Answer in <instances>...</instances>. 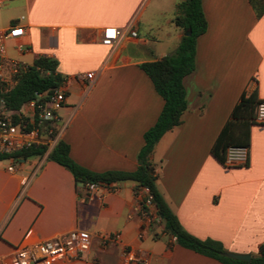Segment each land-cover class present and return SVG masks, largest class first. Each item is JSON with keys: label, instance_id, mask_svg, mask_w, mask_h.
Listing matches in <instances>:
<instances>
[{"label": "crops", "instance_id": "obj_1", "mask_svg": "<svg viewBox=\"0 0 264 264\" xmlns=\"http://www.w3.org/2000/svg\"><path fill=\"white\" fill-rule=\"evenodd\" d=\"M179 1L0 0V30L23 27L5 40L6 56L26 64L50 56L68 78L58 139L80 165L136 167L143 133L163 105L139 63L177 47L185 32L173 21ZM201 5L207 25L196 39L195 67L183 77L187 107L150 157L157 187L186 230L252 255L264 243V123L250 126L246 164L225 166L210 149L243 92L256 89L264 100V10L258 15L250 0ZM106 26L121 29L111 44L101 42ZM87 71L94 72L91 81ZM48 151L0 159V260L19 244L77 229L91 235L88 252L57 264H121L123 246L146 254L149 264H228L178 244L161 220L140 238L134 181L112 182L88 199L84 182ZM116 231L120 241L101 243L102 233Z\"/></svg>", "mask_w": 264, "mask_h": 264}, {"label": "trees", "instance_id": "obj_2", "mask_svg": "<svg viewBox=\"0 0 264 264\" xmlns=\"http://www.w3.org/2000/svg\"><path fill=\"white\" fill-rule=\"evenodd\" d=\"M250 1L260 15L264 10V0ZM173 21L183 30H189L190 33L181 37L173 52L158 59L139 63L151 79L155 90L163 98V105L154 123L143 133V144L137 154L136 167L131 170H90L71 158L68 143L61 139L48 151L47 157L67 167L76 179L82 182L94 180L112 183L132 180L136 186L146 187L152 195V201L163 223L164 231L174 236L175 242L182 246L228 264H264V243L259 245L257 253L252 254L247 261L227 256L221 241L211 237L199 238L186 230L157 187V172L150 155L161 135L181 122V115L187 107L183 77L195 67L196 39L205 31L207 25L201 0L177 2ZM56 66L57 62L54 58L40 55L32 64H29L25 71L21 72L13 87H0V117L3 107L18 109L24 101L34 97L36 92L48 91L56 86L62 79V75L56 71ZM261 100L256 89L241 94L211 145L210 151L217 160L223 163L226 147L230 144L249 145L250 126L254 124L255 109ZM45 151L44 145H31L10 152L0 151V159L18 160L21 157L42 155Z\"/></svg>", "mask_w": 264, "mask_h": 264}, {"label": "built area", "instance_id": "obj_3", "mask_svg": "<svg viewBox=\"0 0 264 264\" xmlns=\"http://www.w3.org/2000/svg\"><path fill=\"white\" fill-rule=\"evenodd\" d=\"M121 29L115 26H106L102 30L101 42L104 44L113 43ZM136 35L134 29L130 30ZM23 34L21 25H14L7 29L0 30V87H13L21 72L25 71L29 64L18 59L6 56L5 40L8 37H15ZM22 50L21 44L17 46ZM27 49V48H25ZM93 71L84 73V77L91 81ZM68 78L62 77L61 81L48 91L36 92L35 96L24 101L18 109L2 108L0 117V151L10 152L20 150L31 145H44L50 150L58 139L59 113L65 101ZM254 121L264 123V100L258 102L255 109ZM249 157L247 145L230 144L226 147L224 156L225 166L246 164ZM14 170V166L8 167ZM110 183L87 180L84 186L87 190V198L91 199L96 195L99 188L108 187ZM135 197L134 209L138 212L142 226L138 232L141 238L145 228L153 222H159L158 215L152 195L146 187L134 186ZM101 197V194L99 195ZM26 233L24 239L28 237ZM101 243L108 241H120V232H104L100 235ZM175 239L174 236L171 237ZM91 244V235L84 230H69L60 235L45 238L36 243L19 244L10 253L6 260H0V264H57L62 261L83 258L88 252ZM121 264H149V257L133 248L123 246L120 251Z\"/></svg>", "mask_w": 264, "mask_h": 264}, {"label": "water", "instance_id": "obj_4", "mask_svg": "<svg viewBox=\"0 0 264 264\" xmlns=\"http://www.w3.org/2000/svg\"><path fill=\"white\" fill-rule=\"evenodd\" d=\"M190 33L189 30H185L184 34ZM225 254L232 258L242 259V260H250V253H242V252H233V251H225Z\"/></svg>", "mask_w": 264, "mask_h": 264}]
</instances>
